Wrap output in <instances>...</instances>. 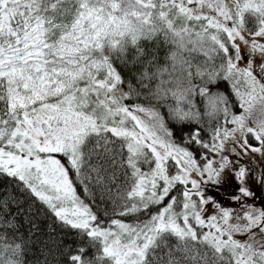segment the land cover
Returning <instances> with one entry per match:
<instances>
[{
	"label": "snow or ice",
	"instance_id": "obj_1",
	"mask_svg": "<svg viewBox=\"0 0 264 264\" xmlns=\"http://www.w3.org/2000/svg\"><path fill=\"white\" fill-rule=\"evenodd\" d=\"M0 264H264V0H0Z\"/></svg>",
	"mask_w": 264,
	"mask_h": 264
}]
</instances>
